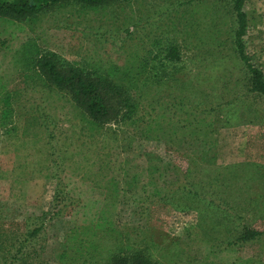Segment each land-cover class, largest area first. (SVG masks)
Here are the masks:
<instances>
[{
    "label": "rangeland",
    "instance_id": "1",
    "mask_svg": "<svg viewBox=\"0 0 264 264\" xmlns=\"http://www.w3.org/2000/svg\"><path fill=\"white\" fill-rule=\"evenodd\" d=\"M243 9L264 77V0ZM231 29L227 0H64L0 15V264H115L138 247L157 264H264V96L249 90ZM172 46L179 61L162 59ZM46 54L115 86L118 115L91 119L34 66ZM162 192L169 202L138 215L135 203ZM242 222L260 234L228 244ZM75 229L88 262L60 260L78 248Z\"/></svg>",
    "mask_w": 264,
    "mask_h": 264
},
{
    "label": "trees",
    "instance_id": "2",
    "mask_svg": "<svg viewBox=\"0 0 264 264\" xmlns=\"http://www.w3.org/2000/svg\"><path fill=\"white\" fill-rule=\"evenodd\" d=\"M64 0H0V15L10 17L16 20H22L29 15L35 14L48 6L57 4ZM88 6H98L111 0H74ZM229 9L231 11L232 29L230 36L231 48L235 56L243 64L246 71V75L249 80L250 88L252 92H257L264 96V77L261 69L256 65L252 58L247 54L245 50V43L243 36L247 28V14L243 9L244 0H227ZM3 44V41H0ZM177 47L172 46L167 51L162 52V59L169 61H179ZM36 68H39L45 78L58 88L64 89L70 97L82 108L85 113L96 122H105L114 119L118 115V110L121 109L120 104L122 99L119 98L117 88L112 86L100 75L86 73L82 70L68 67L65 65H59L50 55L46 54L40 57L36 64ZM180 189V188H179ZM181 190V189H180ZM171 189L168 190L170 193ZM182 192V190H181ZM167 192L160 194L158 201H152L149 205L140 201L135 203L136 210L140 208L142 210L138 212L140 214L150 213L148 209L153 204L165 203L168 199ZM174 192H171V198L174 197ZM154 195V194H153ZM169 202V201H167ZM37 219L36 217L32 220ZM28 220V219H27ZM30 225V224H28ZM43 222L38 220L31 225V228H26L22 234L20 240V246L18 251H21L24 247L29 248L32 246V241L42 230ZM242 229L239 230L238 235L233 240H226L228 244L232 241L243 244L244 242L253 239L256 235L260 234L258 230L251 228L248 224L242 222ZM79 231V230H78ZM77 229L72 232L75 236H79L77 239V250L72 251L70 245L67 246L60 254V260L68 259L69 253L70 262H88L89 259L94 257L95 254L91 253L84 245L88 242L87 237L82 238L79 235ZM84 246L85 251L75 256L77 251ZM35 252L32 248L31 252L26 250L25 254L30 255ZM87 255V257H85ZM111 260L115 264H157L152 255L145 249L136 248L124 255L112 253L110 255Z\"/></svg>",
    "mask_w": 264,
    "mask_h": 264
}]
</instances>
